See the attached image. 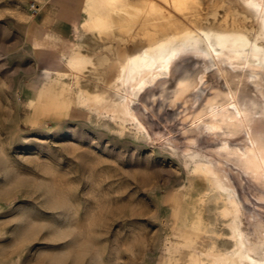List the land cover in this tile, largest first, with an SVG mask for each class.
Instances as JSON below:
<instances>
[{
  "label": "rangeland",
  "instance_id": "1",
  "mask_svg": "<svg viewBox=\"0 0 264 264\" xmlns=\"http://www.w3.org/2000/svg\"><path fill=\"white\" fill-rule=\"evenodd\" d=\"M49 1L58 3L0 0V264H199L198 258L210 264L211 258L200 257L196 249L209 247V236H228L225 202L213 183L204 191L193 182L196 162L189 153L221 169L240 202L245 226L264 223L262 175L221 149L226 141L240 147L251 144V137L263 142L264 114L257 110L237 133L204 127L220 105L213 100L205 106L212 104L213 87L230 90L217 76L189 91L188 100H159L163 97L155 98L153 86L148 87L134 104L141 131L100 116L77 93L83 70L63 67L59 52L72 48L75 36L56 38L43 22ZM73 1L84 20V0ZM155 1L159 8L144 0H95L99 15L104 14L95 24L104 25L105 35L113 25L125 33L145 32L144 43L158 26L175 31L174 21H186L200 6L198 0ZM179 56L176 75L216 68H206L208 61L192 52ZM234 61L223 65L240 69ZM63 68L67 72L60 81L57 70ZM248 90L261 100L259 91ZM201 107L208 110L203 114ZM199 215L203 228L191 242L183 224Z\"/></svg>",
  "mask_w": 264,
  "mask_h": 264
},
{
  "label": "bare ground",
  "instance_id": "2",
  "mask_svg": "<svg viewBox=\"0 0 264 264\" xmlns=\"http://www.w3.org/2000/svg\"><path fill=\"white\" fill-rule=\"evenodd\" d=\"M94 2L95 0H84V9L88 16L80 25L79 42L70 55L62 54L60 57L66 61L63 67L78 66L83 70L84 78L79 82L77 93L82 102L90 103L91 109L100 116H109L120 121L121 127L131 123L141 131L144 125L135 111L134 104L148 87L153 86L155 98L163 97L159 100H165L167 97L170 99L169 96L188 100L186 97L189 91L197 89L201 83L209 82L211 77L217 76L229 83L230 90L228 89L229 93L226 91L223 93L218 89V84L217 88L214 86V89H210L214 94L212 96L210 93L211 97L207 98L212 100L208 102L220 100V103L213 101L220 105L211 110L209 118L203 122L204 127L237 133L240 127L249 123L257 110L264 114V79L261 77L262 72L264 73V0H198L200 6L193 9L186 21L181 20L183 17L174 23L171 22L173 20L170 21L176 26L175 31L168 32L167 25L166 31L158 26V30L153 29V34L144 43H141V35L149 36L145 32L140 34L129 30L125 33L123 30L120 31L121 28L118 30L115 25L110 28L112 31L105 35L104 25L95 24L104 14L99 15ZM144 2L159 6L155 0ZM132 46H135V49H130ZM184 52L201 55L208 61L206 68H210V65H215L216 68L211 70V73L202 69L198 72L190 68L185 73L176 75L173 73V67L177 62L175 60ZM227 59H234L233 63L239 64L241 68H233L234 65L230 62L223 65ZM112 69L113 77L109 79ZM66 72L64 68L58 69L56 78L64 80ZM248 89L260 92L261 100L250 96ZM226 96L229 99H225ZM260 97L258 95L257 98ZM206 103L205 106L214 104ZM204 110H208V107ZM204 110H201L203 114ZM250 139L251 144L247 147L234 146L226 141L221 149L228 157L238 159L243 165L264 176V140L258 144L256 138ZM187 158L196 162L193 182L201 190L206 189L210 183L214 184L216 194L225 202L223 208L219 209L224 213L223 217L228 218L226 233L228 236L223 239H219L220 237L213 239L209 236L206 240H212L211 244L209 243V247L206 248L198 246L196 249L198 255L211 258L210 264H264V223L253 222L250 228L247 225L246 227L240 202L234 196L230 184L224 179L221 169L198 153H189ZM262 176L260 178L264 179ZM183 225V228L190 229L189 232H184L189 241H195L198 237L196 232L203 228L202 215L190 225L187 222ZM205 260L198 258L196 261L200 262L199 264H207Z\"/></svg>",
  "mask_w": 264,
  "mask_h": 264
},
{
  "label": "crops",
  "instance_id": "3",
  "mask_svg": "<svg viewBox=\"0 0 264 264\" xmlns=\"http://www.w3.org/2000/svg\"><path fill=\"white\" fill-rule=\"evenodd\" d=\"M79 10V3L73 0H58V3L49 1L44 5L42 18L50 34L59 39H70L75 36L72 48L59 54L70 55L77 46L75 42L77 37L80 39V25L83 22Z\"/></svg>",
  "mask_w": 264,
  "mask_h": 264
}]
</instances>
